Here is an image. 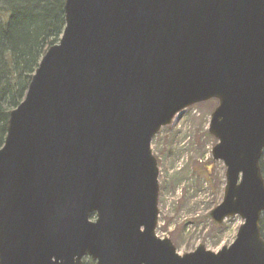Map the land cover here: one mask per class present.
<instances>
[{
  "label": "water",
  "instance_id": "1",
  "mask_svg": "<svg viewBox=\"0 0 264 264\" xmlns=\"http://www.w3.org/2000/svg\"><path fill=\"white\" fill-rule=\"evenodd\" d=\"M66 24L0 147V264H264V0H66ZM219 100L218 223L230 245L179 253L156 234L154 134Z\"/></svg>",
  "mask_w": 264,
  "mask_h": 264
},
{
  "label": "rangeland",
  "instance_id": "2",
  "mask_svg": "<svg viewBox=\"0 0 264 264\" xmlns=\"http://www.w3.org/2000/svg\"><path fill=\"white\" fill-rule=\"evenodd\" d=\"M219 101L209 98L179 111L151 143L158 159L159 218L156 234L172 238L179 253L200 244L212 251L230 245L245 221L239 213L218 223L212 208L223 201L227 180L224 160L212 155L218 138L209 131ZM177 166L184 167L176 171Z\"/></svg>",
  "mask_w": 264,
  "mask_h": 264
},
{
  "label": "trees",
  "instance_id": "3",
  "mask_svg": "<svg viewBox=\"0 0 264 264\" xmlns=\"http://www.w3.org/2000/svg\"><path fill=\"white\" fill-rule=\"evenodd\" d=\"M65 1L0 0V147L10 111L23 100L45 50L61 37ZM260 164L264 175V155ZM261 219L264 237V212Z\"/></svg>",
  "mask_w": 264,
  "mask_h": 264
},
{
  "label": "bare ground",
  "instance_id": "4",
  "mask_svg": "<svg viewBox=\"0 0 264 264\" xmlns=\"http://www.w3.org/2000/svg\"><path fill=\"white\" fill-rule=\"evenodd\" d=\"M175 160V164L177 166V163H178V160L177 159H174ZM184 167H178L177 166V170L176 171H181Z\"/></svg>",
  "mask_w": 264,
  "mask_h": 264
}]
</instances>
